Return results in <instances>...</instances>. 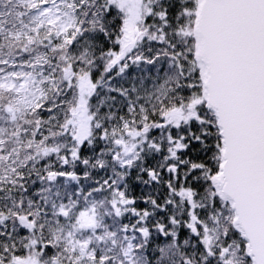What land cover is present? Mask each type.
<instances>
[{"label": "snow or ice", "instance_id": "snow-or-ice-1", "mask_svg": "<svg viewBox=\"0 0 264 264\" xmlns=\"http://www.w3.org/2000/svg\"><path fill=\"white\" fill-rule=\"evenodd\" d=\"M0 264H264V0H0Z\"/></svg>", "mask_w": 264, "mask_h": 264}]
</instances>
